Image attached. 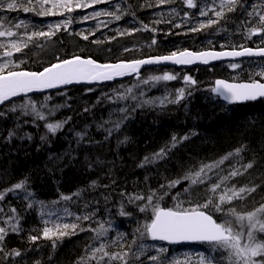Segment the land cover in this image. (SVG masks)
Here are the masks:
<instances>
[{
    "label": "trees",
    "instance_id": "1",
    "mask_svg": "<svg viewBox=\"0 0 264 264\" xmlns=\"http://www.w3.org/2000/svg\"><path fill=\"white\" fill-rule=\"evenodd\" d=\"M195 2L198 6H202L201 0ZM256 2L258 0H247L249 4ZM117 3L122 9L134 15H123L118 21L109 16L83 19L85 16L90 17L94 11H114L113 6ZM198 11L199 7L187 8L183 0H175L174 3L160 6H156V0H110L109 3L98 4L94 8L77 9L65 16H40L34 12L25 13L22 9L9 11L0 7V21H3L6 27L24 21L27 28L13 27V30L21 35L25 32L30 35L34 31H47L49 24L62 23L66 18L71 17L72 23L68 26V30L62 28L51 40L33 37L29 42L27 36H24L28 47L15 53L12 59L19 63L20 69L36 72L56 63L57 57L65 59L79 55L101 63H117L152 56H167L172 52L183 50L223 51L231 50L240 44L255 48L259 43V37L244 39V29L241 26L244 16L239 10L229 13L216 25L201 31H190L199 22L208 19L199 16ZM185 12L190 14V18L184 17ZM209 16H212L211 12ZM155 21L161 22L155 23ZM177 24L181 26L175 27ZM144 25L155 31L143 30ZM132 29L141 30L127 34V30ZM120 32L125 34L120 35ZM78 33L88 35V40L82 39ZM89 33L95 34L89 35ZM97 38L102 42L92 43ZM7 39L0 38V43H7ZM153 39L156 40L155 44H152ZM3 62V59H0V63ZM263 62L264 60L240 62V68L235 70L230 67V63L214 66V69L211 67L212 70L196 68L188 72L163 68L149 69L138 78L118 84L94 88L76 87L61 91L64 95H58L56 92L31 97L38 102H44L45 96H50L49 107L64 105L54 116L49 117V120L58 121L67 117H71V120L65 124L62 131L57 132L55 136L47 134V140L42 141L40 137L47 133L44 121H36V124H33L32 117L23 116L19 112H9L7 118L0 119V190L28 177L30 190L34 192L36 199L44 201L49 206L46 211L55 213L53 220L57 218L71 220L73 217L66 215V209L68 213L77 215H84L95 209L96 219L100 222L110 217L114 219V231L109 232L107 238L109 241L113 240L117 233H125L126 239L131 240L136 234V228L149 220L151 212H139L136 204L127 202V194L147 195L149 189L162 192L161 184L182 177L190 169L196 170L201 162L216 160L246 144L247 149L241 153L242 163L252 160L256 163L253 168L244 175L236 177L231 183L236 184L237 187L250 184L261 186L245 199L234 200L231 205L225 207H234L237 213L252 211L260 203H264V101L244 106H229L222 103L211 89L217 79L230 82H248L250 78L261 79L254 73L264 69ZM166 72L175 74L177 79L149 84L140 83L149 77L163 75ZM184 75L190 76L197 83L187 87L186 97L179 104L137 107L132 111L131 107L135 104L133 100H115L116 94L123 92L125 88H133L134 94L138 97L143 91L145 96L142 99L157 100L165 96L174 98L178 89L186 87ZM138 84L139 87H134ZM87 89L92 91H86ZM187 92L191 94L187 95ZM20 102L22 99L15 101V103ZM10 104L1 110L7 111ZM125 105L129 107L131 113L129 119L125 121L119 132L105 139L104 128L111 127V124L104 122L118 119L121 116L118 109ZM85 108L89 111L85 112ZM17 124L20 125L19 128H16ZM101 124L104 128H98ZM14 128L17 137L9 142L7 135ZM85 131L87 136L78 143L75 133ZM192 132L197 134L191 135ZM25 133L31 134L32 139H22ZM173 135L177 138L189 135L190 139L178 144L165 159L138 167L145 156H151L169 145ZM125 136L128 140L119 143ZM235 159L238 158H233ZM232 162H225L227 165L222 166L225 167L222 174H227ZM93 181L96 182L95 186ZM187 183L184 181L171 189V194L160 201L161 207H174L175 201L172 197L177 193H181L180 199L185 201L184 207L190 206L188 200L193 203L202 202L204 198L202 189L205 186H194L191 194L183 193L182 190ZM121 192L126 195L122 197ZM74 193L79 195L74 196ZM19 195L22 196L23 193ZM62 195L71 196L72 199L61 200ZM120 203H124L125 211L132 213L130 217L115 215ZM137 203L142 204L144 201ZM25 204L26 201L13 193H9L5 201L0 202V207L4 208L5 213L15 207L25 217L22 221L24 231L20 235L10 233L6 238L9 250L16 248L22 252L21 257L14 258L13 264L17 262L35 264L37 260L40 264H76L77 259L84 254L85 246L92 243L90 238L93 233L85 231L64 237L57 242L55 250L50 240L40 239L36 244H32L27 238L29 232L43 225L36 210L24 212ZM213 215L218 222L230 218L234 226L238 227L235 217H225L221 213H213ZM88 224L93 228L98 227L91 221L84 222V226ZM32 234L36 233L32 232ZM257 236L258 239L264 240V233ZM144 243L153 246L148 255L157 254L154 251L156 247L167 248L166 264L168 260H178L179 264H199L200 255L206 258L214 257L216 264H227V260L222 258L226 257L227 253L212 252L207 244L180 248L155 244L150 240ZM108 250L121 251L115 244ZM143 259L144 264H149L146 257Z\"/></svg>",
    "mask_w": 264,
    "mask_h": 264
},
{
    "label": "snow or ice",
    "instance_id": "2",
    "mask_svg": "<svg viewBox=\"0 0 264 264\" xmlns=\"http://www.w3.org/2000/svg\"><path fill=\"white\" fill-rule=\"evenodd\" d=\"M109 2L110 0H0V7L9 11L22 9L25 13L34 12L40 16H65L77 9L94 8L98 4ZM174 2L175 0H156V6ZM183 3L189 9L199 7L198 15L208 17L206 21L199 22L190 31H201L216 25L221 20H224L229 13L239 10L244 16L241 21V26L244 29V39L251 40L252 37H259V43L256 44L255 48L240 44L231 50L223 51H201L196 53L183 50L172 52L167 56L118 63L101 64L92 58H82L79 55H73L71 58L65 59L57 57L56 63H52L42 71L36 72L20 69L19 63L12 59L15 53H19L23 48L28 47V42H25L24 36H27L29 42L33 37H44L51 40L55 33L62 28L65 31L68 30V26L72 23L71 17L69 16L62 23L49 24L47 31H34L30 35L27 32L21 35L13 30V27L15 29L27 28V24L24 21H20L12 27H6L4 22L0 21V38H8L7 43H0V50H2L0 59L4 61L0 63V105H5L6 102L13 101L16 97L26 98L22 99L20 103H11L7 111L0 110V119L7 118L9 112H19L23 116L32 117L31 122L33 124H36V121H44L47 133L42 135L40 139L45 141L47 140V134L55 136L57 132L62 131L65 124L71 120V117L58 121L49 120V117L54 116L56 111L64 107V105L49 107L50 96H45L44 102H38L31 99L29 96L31 93L61 89L72 84H93L112 81L118 77L132 74H137L138 77L141 66L158 64L164 61L176 65H188L197 61L208 64L212 60L223 58L264 57V46H261L264 45V0H258V2L251 4L247 3V0H218V3L217 0H201L202 6H198L195 0H183ZM141 6L143 7L144 5ZM113 7L114 11H94L90 17L85 16L83 19L109 16L118 21L123 15H134V13H129L127 10L122 9L118 3ZM209 12L212 13V16H209ZM184 17L190 18V14L185 12ZM160 22L155 21V23ZM180 26L179 24L175 25V27ZM139 30L141 29L127 30V34H132V32ZM143 30L155 31V29L149 28L148 25H144ZM78 34L84 40L89 38L88 35ZM94 34L89 33V35ZM119 34L124 35L125 32H120ZM12 37L16 38L11 39ZM101 42L100 40L92 41V43L96 44ZM155 43L156 40L153 39L152 44ZM125 50L127 51V49ZM240 66L239 63L230 65L233 70L240 68ZM254 75L259 76L261 79L250 78L248 82L243 83L216 80L215 87L211 91L229 104L256 101L264 98V69L254 73ZM175 79H177L175 74L166 72L163 75L149 77L140 81V83H158ZM183 80L186 87L178 89L174 98L165 96L157 100L142 99L145 96L143 91L138 97L134 94L133 88H125L123 92L116 94L115 100H133L135 104L132 107V111H135L137 107L179 104L186 97L187 87L194 86L197 83L190 76H184ZM134 87H139V84ZM86 91L90 92L92 89H87ZM57 94L64 95L63 92H58ZM190 94V92H187V95ZM84 111L87 112L89 109L85 108ZM118 111L121 113L118 119L104 122L105 124L110 123L111 127L104 128L103 124L98 125V128H104L106 132L105 139H109L119 132L125 121L130 117L131 113L127 105L118 109ZM24 123H29V121H24ZM19 127L20 125L17 124L16 128ZM16 128L8 133L7 140L9 142L17 137ZM196 134L195 132L191 133V135ZM75 135L79 143L85 139L87 132H76ZM21 138L31 140L32 136L29 133H25ZM188 139H190L189 135L179 138L173 135L169 145L161 148L151 156H145L138 167H144L165 159L173 148ZM127 140L128 137L125 136L124 140L119 141V143H125ZM246 149L247 145L242 144L216 160L207 163L201 162L196 170L190 169L182 177L161 184L160 189H163L162 192L149 189L147 195L141 193L127 194V202L136 204L139 212H151L149 220L136 228V234L131 240L126 239L125 233H117L115 238L109 241L107 239L109 232L114 231V219L110 217L108 220L100 222L96 219L97 210L95 209L84 215L68 213L66 209V215L73 217L71 220L65 221L60 218L53 220L52 217L55 213L50 210L46 211L49 206L44 201L36 199L34 192L30 190L28 177H24L10 187L0 190V202L5 201L9 193H13L21 200L26 201L24 212L30 210L38 212L43 227L33 229L32 232L36 234L29 232L27 238L32 244H36L40 239L50 240L52 241V248L55 250L57 242L64 237H70L79 232H92L93 236L90 238L92 243L85 246L84 254L77 259L76 264H93V262L94 264H113V262L117 261L119 264H144L143 258L145 257L149 264H166L168 249L156 247L154 251L157 254L148 255L153 246L144 243L146 240L161 241L167 244L183 242L204 243L209 245L212 252H226L227 256L222 258L227 260V264H264V240L258 239L257 236V234L264 233V203H260L258 207L246 213H237L234 207H225V205H231L234 200L245 199L261 186L259 184H250L237 187L236 184L231 183L236 177L248 172L256 163L255 160L242 163L243 156L241 153L245 152ZM233 158L238 159L233 160ZM226 161L233 162L229 165L227 174H222L225 171L222 166ZM184 181L188 183L182 190L183 193L191 194L194 186H205L202 189L204 193L202 202L193 203L188 200L187 202L190 206L184 207L185 201L180 199L181 193H177L172 197L175 201L174 207H161L160 201L171 194V189ZM92 183L95 186L96 182L93 181ZM20 193H23V195L20 196ZM73 195L78 196L79 193H74ZM120 195L124 197L126 194L121 192ZM71 199V196H61V200L64 201ZM107 199L108 197L106 196L105 200L107 201ZM139 201H144V203H137ZM213 213H221L225 217H235L238 227L234 226L233 220L230 218H225L218 222L214 218ZM0 214H2L0 215V264H13L14 258L21 257L22 252L16 248L9 250L6 245V238L10 233L20 235L24 231L22 221L25 217L15 207L10 208L7 213L4 212L3 207H0ZM115 215L127 218L132 213L125 211L124 203H120ZM89 221L97 224L98 227L93 228L91 224L84 226V222ZM97 242H99L98 245ZM114 244L121 251H109L108 249ZM35 264H40V261L37 260ZM167 264H179V261L168 260ZM199 264H216V261L214 257L206 258L200 255Z\"/></svg>",
    "mask_w": 264,
    "mask_h": 264
},
{
    "label": "water",
    "instance_id": "3",
    "mask_svg": "<svg viewBox=\"0 0 264 264\" xmlns=\"http://www.w3.org/2000/svg\"><path fill=\"white\" fill-rule=\"evenodd\" d=\"M188 51H190V50H188ZM209 51H214V50H209ZM191 52H194V51H191ZM196 53H198V52H196ZM152 57L154 58V57H161V56H152ZM82 58H84V57H82ZM148 58H150V57H148ZM144 59H147V58H144ZM261 59H264V57L223 58V59H220V60H212L208 64H204V63H201V62L197 61L195 63L188 64V65H176V64H173L171 62L164 61V62H161V63H158V64H146V65L141 66V68L139 70L138 77L141 76L142 73L144 71L148 70V69L170 68V69H175V70H192V69H196V68H199V67H202V68H210L212 66L221 65V64H225V63H237V62H242V61H246V60H261ZM96 62H98V61H96ZM120 62H122V61H120ZM123 62H128V61H123ZM98 63H101V62H98ZM101 64H103V63H101ZM133 78H137V74H132V75L124 76V77H118V78H116V79H114L112 81H105V82H101V83H93V84H87V83L72 84V85L64 86L61 89H50V90H46L44 92L31 93V94H29V96L30 97H34V96L47 95V94L61 92V91L68 90V89H71V88H76V87L94 88V87L108 86V85H113V84H116V83H119V82H123V81L129 80V79H133ZM218 80H224V79H218ZM225 81H227V80H225ZM230 83H232V82H230ZM241 83H243V82H241ZM214 87H215V84H214ZM213 94L215 96H217L215 93H213ZM20 99H24V98L16 97V98H14L13 101L6 102L5 105H0V110L3 107H5L6 105H8V104H10L12 102H15L17 100H20ZM219 99H220V101L222 103L227 104V105H245V104L256 103V102H259V101L264 100V98H260V99H257L256 101H248V102H242V103L229 104L228 102H226L225 100H223V98L219 97ZM155 242L156 243H166V242H161V241H155ZM196 243H199V242H183V243H179V244H169V245L188 246V245L196 244Z\"/></svg>",
    "mask_w": 264,
    "mask_h": 264
},
{
    "label": "bare ground",
    "instance_id": "4",
    "mask_svg": "<svg viewBox=\"0 0 264 264\" xmlns=\"http://www.w3.org/2000/svg\"><path fill=\"white\" fill-rule=\"evenodd\" d=\"M97 40H98V38H97ZM261 46H263V45H261ZM257 61H260V60H257ZM247 62H251V61H247ZM263 63H264V62H263ZM223 65H225V64H223ZM223 65H222V66H223ZM217 66H221V65H217ZM263 66H264V64H263ZM247 67H248V66H247ZM247 67H246V68H247ZM259 67H260V66H259ZM259 67H258V68H259ZM210 68H211V67H210ZM210 68H209V69H210ZM212 68L214 69L215 67L213 66ZM260 68H262V67H260ZM260 68H259V69H260ZM198 69H200V68H198ZM198 69H197V70H198ZM201 69H202V68H201ZM244 69H245V68H244ZM256 69H257V68H256ZM151 70H152V69H151ZM171 70H172V69H171ZM205 70H206V68H205ZM210 70H212V69H210ZM247 70H248V69H247ZM249 70H250V69H249ZM180 71H181V70H180ZM180 71H179V72H180ZM182 71H183V70H182ZM183 72H184V71H183ZM187 72H188V70H187ZM189 72H190V71H189ZM201 72H202V71H201ZM244 72H245V71H244ZM172 73H173V72H172ZM177 73H178V72H177ZM178 74H180V73H178ZM180 75H181V74H180ZM250 75H251V74H249V76H250ZM184 76H185V75H184ZM184 76H183V77H184ZM246 77H247V76H246ZM178 78H179V76H178ZM245 79H246V78H245ZM179 82H180V81H179ZM119 83H120V82H119ZM117 84H118V83H117ZM205 84H206V83H205ZM57 93H58V92H57ZM71 101H72V100H71ZM74 102H75V101H74ZM259 103H260V102H259ZM253 104H255V103H253ZM83 105H84V104H83ZM245 105H246V104H245ZM241 106H242V105H241ZM243 106H244V105H243ZM131 108H132V107H131ZM243 111H246V109H243ZM220 121H221V120H220ZM182 128H183V127H182ZM64 139H65V138H64ZM68 139H69V138H68ZM188 142H189V141H188ZM180 147H181V146H180ZM37 149H38V148H37ZM144 156H145V155H144ZM225 165H227V164H225ZM196 166H197V165H196ZM223 168H225V167H223ZM180 174H181V173H180ZM135 175H136V174H135ZM141 181H142V180H141ZM247 181H248V180H247ZM135 183H136V182H135ZM139 183H140V182H139ZM121 189H122V188H121ZM111 194H112V193H111Z\"/></svg>",
    "mask_w": 264,
    "mask_h": 264
}]
</instances>
